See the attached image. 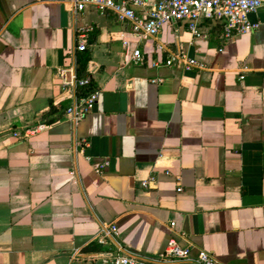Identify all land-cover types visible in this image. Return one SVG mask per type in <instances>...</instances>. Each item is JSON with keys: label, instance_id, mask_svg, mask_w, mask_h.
<instances>
[{"label": "crops", "instance_id": "1", "mask_svg": "<svg viewBox=\"0 0 264 264\" xmlns=\"http://www.w3.org/2000/svg\"><path fill=\"white\" fill-rule=\"evenodd\" d=\"M260 1L251 33L225 40L213 20L197 37L171 22L153 40L109 11L0 0V264H98L118 246L152 258L171 240L219 264H264ZM80 28L91 31L76 68L88 55L99 98L74 125L58 70ZM174 53L203 67L164 65Z\"/></svg>", "mask_w": 264, "mask_h": 264}, {"label": "built area", "instance_id": "2", "mask_svg": "<svg viewBox=\"0 0 264 264\" xmlns=\"http://www.w3.org/2000/svg\"><path fill=\"white\" fill-rule=\"evenodd\" d=\"M70 6L72 14L78 18L87 8L99 12H112L121 22L130 25L134 34L155 40L161 29L171 22H182L188 26L194 36H199L198 25L204 21H220L223 25V37L230 40L235 36L251 33L260 28L259 23L248 21V15L256 13L261 7L260 0H158L148 5V0H63ZM91 29L77 30L76 46L69 56L72 63L58 70L61 89L68 94V105L65 116L77 125L90 113L99 98L98 91L81 94L89 78H78L75 53L87 50V35ZM158 49L161 46H156ZM142 60L138 50L133 52L131 61L138 63ZM166 66H181L189 71L203 66L183 53L171 54L165 61ZM44 126L25 130L23 137L31 136ZM14 138H20L18 133ZM167 174V173H166ZM148 182L142 186L147 187ZM180 188L177 192H180ZM105 236L118 234L115 226H107L102 231ZM69 264H78L71 260ZM94 264V263H86ZM97 264V263H95ZM98 264H219L210 253L199 251L192 256L188 249L180 248L174 241H169L163 253L156 257H146L139 253L130 252L118 246L117 251L99 259Z\"/></svg>", "mask_w": 264, "mask_h": 264}, {"label": "trees", "instance_id": "3", "mask_svg": "<svg viewBox=\"0 0 264 264\" xmlns=\"http://www.w3.org/2000/svg\"><path fill=\"white\" fill-rule=\"evenodd\" d=\"M88 61V55L85 54H80V56L77 59V76L78 78H89L88 75L86 74V63ZM91 87V80L89 78L88 83L85 87L81 88L80 93L81 94H89L93 90L90 89Z\"/></svg>", "mask_w": 264, "mask_h": 264}]
</instances>
